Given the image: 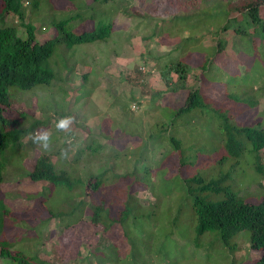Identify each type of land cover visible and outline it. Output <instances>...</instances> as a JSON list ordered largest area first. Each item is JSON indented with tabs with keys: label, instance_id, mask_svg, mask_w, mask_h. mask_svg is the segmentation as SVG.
Segmentation results:
<instances>
[{
	"label": "rangeland",
	"instance_id": "374dc122",
	"mask_svg": "<svg viewBox=\"0 0 264 264\" xmlns=\"http://www.w3.org/2000/svg\"><path fill=\"white\" fill-rule=\"evenodd\" d=\"M40 1H44L43 6L40 3L39 9L33 11L32 22L38 41L43 42L54 37L53 22L56 18H66L75 13L48 11L49 3ZM73 1L77 3V0ZM184 1L116 0L114 5L123 9L128 3V14L123 15L120 9L115 20L118 31H113L111 37L76 44L70 49L58 44L49 59V65L56 72L49 84H37L30 89L10 86L12 104L6 108L5 114L15 122L21 121L16 131H26L24 135L20 133V139L11 140L3 154L4 163L9 161V164L5 165V180L0 184V240L14 243L15 250L22 249L30 256L36 253L53 264L94 262L90 251L96 244L108 243L116 226L104 230L101 225L92 223L89 210L72 226L64 223L68 219L72 222L76 214L73 217L47 218L49 210H63L65 191L58 187L37 194L35 191L42 183L34 182L26 175L42 153L50 154L53 161L69 163L84 149L80 153L83 154L81 158H90L88 145L93 142L102 146L99 150L102 157L114 150L116 158L121 159L119 165L113 159L107 162L109 169L121 176L111 184L109 194L114 196V202L130 188L132 180L143 184L144 189L137 188L134 194L142 205H149L146 207L151 212L146 221L148 237L157 234L162 246L166 243L162 252H152L139 259L128 257V252L123 250L119 264H257L261 251L251 246L248 230L232 239V243H236L235 250L214 240L213 235H206L214 232L201 235L199 243H195V230L187 229L189 223L185 220L192 203L185 179L198 169L209 175L213 170L223 173L233 164L234 170L224 184L235 194L253 202L264 195V175L256 171L251 152L246 151L240 159L221 161L226 151L217 144L220 129L215 110L222 107L231 115L255 113L254 120L249 116L250 122L263 121L264 52L253 49L250 41L245 43L246 38L234 29L251 30L250 17L245 11L232 12L231 16L242 20L233 21V28L220 32L226 13L211 16L206 12L208 10H204L208 5L185 11ZM93 2L82 0V15L91 14ZM53 3L58 10L74 9L71 0H54ZM26 10L28 16L29 10ZM176 14L183 17L177 19L178 25H173L176 22L172 18ZM7 19L17 24L22 37L27 36L26 28L16 17L10 13ZM79 21H73L71 27L75 28ZM42 25L46 26L45 31ZM191 34L199 36L193 44ZM219 40L224 47L217 53L214 47ZM188 47L190 51L183 50ZM183 58L188 63V77L187 83L184 82L185 88L176 93L177 97L169 93L161 74L166 64ZM66 63L74 67L67 69ZM142 64L148 69L144 73L138 70ZM171 76L172 82H177V74L173 72ZM201 83L203 89L210 88L206 96L210 99L211 108L210 111H198V114H186L185 122L181 119L175 125L176 133L183 136L184 147L188 148L183 158H178L166 140H150V131H153V124L162 112L167 122L171 120L178 108L175 98L182 102L186 91ZM156 93L164 96L160 108L153 100ZM172 97L174 100H170ZM248 97L258 99V105L254 107L243 100ZM62 119L69 121L66 128L58 127L57 122ZM43 133L48 135L47 147L36 139ZM261 154L264 164V149ZM98 160L88 159V169L95 170L101 163L95 165ZM131 171L136 174L130 176ZM124 176L128 178L124 179ZM179 193H183V198L173 196ZM214 196V200L224 197L223 193ZM169 199L176 201L177 208H181L180 219L174 226L170 223L169 210L174 211L175 204ZM169 205L170 209L166 211ZM125 224L133 227V214ZM119 245L128 247L127 243ZM0 264L16 263L0 254Z\"/></svg>",
	"mask_w": 264,
	"mask_h": 264
},
{
	"label": "trees",
	"instance_id": "16d2710c",
	"mask_svg": "<svg viewBox=\"0 0 264 264\" xmlns=\"http://www.w3.org/2000/svg\"><path fill=\"white\" fill-rule=\"evenodd\" d=\"M45 1L49 3L47 6L48 11H53L54 13L67 11L75 13V15L66 18H56L53 22L55 27L54 37L40 42L36 37L32 16H34L33 11L39 9L40 3L43 6L44 1L1 0L0 130H3L2 132L0 131V184L5 180V165L9 164V161L4 163L3 154L6 152L11 140L20 139V133L24 135L26 131V129L16 131L18 125H21V121L16 120L17 123L5 114L6 108L12 104L9 92L10 86L30 89L37 84H49L56 76L55 70L49 65V59L55 53L58 44H64L66 49H70L76 44L105 40L112 36L113 31H118L116 30L118 28H115V20L121 10L123 15L128 14L126 8L128 3L123 9L114 5L116 0H94L91 5L92 12L90 15H82V0H77V3L71 0L74 3V9L69 8L67 10H58L53 3L54 0ZM122 1L130 2V0ZM109 2L111 3L108 4ZM26 3H29V6ZM203 5L209 6L204 8V10H208L206 12L211 16L226 13L225 22L219 27L220 32L233 28V21L239 22V20H242V18L231 16L232 12L245 11L250 17L251 30L249 29L248 31V29L246 30L242 27H235L234 29L237 33H241L242 37L246 38L245 43L250 41L253 49H259L264 52V0L184 1L185 11L199 9ZM26 9L29 10L28 16ZM10 13L26 28V37H22L19 34L18 26L14 21L7 19ZM180 14L173 15L172 19H175L176 22L173 25L179 24L177 19L183 17ZM108 16L109 18L106 19ZM27 17H29L28 20ZM77 20H80L79 23L75 28H72L73 21ZM46 29V26L42 25V30L45 31ZM171 30L169 32L173 33ZM190 37L193 39L191 44L199 39L196 34H191ZM259 41L260 44L258 45ZM223 47L222 40H219L214 49L219 53ZM192 48L196 47L193 46ZM189 49L191 48H183L187 52L190 51ZM187 52L185 53L187 54ZM65 67L67 69L68 67L73 68L74 65L66 63ZM164 67L161 75L166 85H168V91L172 95L179 97L176 93L185 88L184 82L187 83L188 63L183 58L170 62ZM173 72L177 74V82H172L171 73ZM202 83L195 87L192 86L191 89L186 91L187 93L182 102L175 98L178 108L173 112L171 120L167 122L162 112L153 124V131H150V140L153 142L166 140L178 158H183L188 148L184 147L183 136L176 133L175 125L180 123L181 119L185 122L186 114L191 112L198 114V111L204 112L211 108L210 99L206 96L210 92V88L203 89ZM163 99V94L159 93H156L153 97V100L157 101L156 104L157 106L159 105V108ZM170 100H174V97ZM243 100L248 101L254 107L258 105V99L248 97ZM215 110L218 115L216 123L220 129L217 144L223 146L226 151V155L222 157L221 161L225 162L231 158L240 159L243 153L249 151L254 157L256 171L264 175V164L261 154L264 149V118H262V122L255 123L254 121L250 122L249 119V116L253 118L255 113L249 116L231 115L227 111H223L222 107H216ZM202 116L204 115L202 114ZM36 127L37 125L34 126L33 131ZM197 141L202 143V140L197 139ZM92 143L90 142L88 145V150L91 154L90 158H81L83 154L80 155V153L85 151L84 149L78 153L74 161L69 163L53 161L50 154L42 153L36 158L32 168L27 171L26 175L32 181L42 183L40 189H37L35 193L41 192L43 194L58 187L65 191V200L64 204H62L64 206L63 210L58 212L49 210L47 218L73 217L76 214L72 222L68 219L67 223H64L65 226H72L77 224L84 217L83 215L86 211L89 210L88 214L92 223L101 225L104 230H110L116 226L108 243L96 244L90 251L89 254L94 258V262L91 261L90 264H106L107 262L119 264L123 250H126L128 257H133V259L142 258L152 252H162V250L166 249V243L162 246V241L157 234L148 237L146 221L150 218L151 212L147 211L146 207L149 205H142L140 199L134 194V190L137 188L144 189L143 184L132 180L129 185L130 188L125 190L122 196L118 197L117 202H114V196L109 194L111 184L116 182L121 176L117 175V172L112 171L113 169H109L107 162L113 159L114 163L116 162V165H119L118 163L121 159L119 157L116 158L114 150L110 154H104L102 157L99 152L102 146L98 143V145ZM96 158L100 160L96 161L95 165H98L99 162L101 163L95 170H89L86 166L88 165L87 160H95ZM124 161H127V159L124 158ZM129 162L130 160L128 159L127 163ZM182 163L186 162L182 161ZM163 165L166 167V164ZM233 167L234 165L232 164L231 168L223 173H216L213 170L209 175L206 174L207 172L202 174V170L198 169L195 174L185 179L188 182V194L192 197L190 212L186 214L185 218L189 223L187 229L195 230V243H199L198 238L201 235L203 236L207 232H214L206 235H213L215 237L214 240L221 241L230 250L236 249V243H232V239L243 230H248L251 246L261 251L257 264H264V195L258 201L253 202L248 198L235 194L229 186H226L224 183L230 177L231 170H234ZM136 169L137 167L135 166ZM134 174H136L135 171H131L130 176ZM123 178L126 179L128 177L124 176ZM219 193H223L224 197L214 200V195ZM176 195L183 198V193L173 196ZM173 196L171 197L173 198ZM172 202L175 204L176 201ZM170 206L165 210L170 209ZM169 211L171 212L169 215L170 223L174 226L180 219L181 208L178 209L177 204H175L174 211L171 209ZM131 214H133L134 218L133 227L125 224ZM132 234L134 235L133 238ZM120 243H127L128 247L122 248L119 245ZM13 244L7 240H0V254L3 258H10L16 264H53L39 257L36 253L34 256H30L29 252L27 253L22 249L15 250ZM87 264H89L88 260Z\"/></svg>",
	"mask_w": 264,
	"mask_h": 264
},
{
	"label": "clouds",
	"instance_id": "9594fccd",
	"mask_svg": "<svg viewBox=\"0 0 264 264\" xmlns=\"http://www.w3.org/2000/svg\"><path fill=\"white\" fill-rule=\"evenodd\" d=\"M68 123H69V121L67 119H62V120L57 122L58 127H62V128H66L68 126ZM36 139L42 143L43 147H47V142H48L47 133L41 134Z\"/></svg>",
	"mask_w": 264,
	"mask_h": 264
},
{
	"label": "built area",
	"instance_id": "2783aa9c",
	"mask_svg": "<svg viewBox=\"0 0 264 264\" xmlns=\"http://www.w3.org/2000/svg\"><path fill=\"white\" fill-rule=\"evenodd\" d=\"M138 70L142 73L146 72L148 69L146 68V65L142 64L138 67ZM135 107V104L133 105Z\"/></svg>",
	"mask_w": 264,
	"mask_h": 264
}]
</instances>
